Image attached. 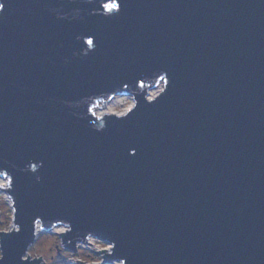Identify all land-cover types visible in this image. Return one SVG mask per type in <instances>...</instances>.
Instances as JSON below:
<instances>
[{
	"label": "water",
	"instance_id": "1",
	"mask_svg": "<svg viewBox=\"0 0 264 264\" xmlns=\"http://www.w3.org/2000/svg\"><path fill=\"white\" fill-rule=\"evenodd\" d=\"M103 2L3 0L0 264L58 225L114 244L101 264H264V0ZM124 95L127 119L87 112Z\"/></svg>",
	"mask_w": 264,
	"mask_h": 264
},
{
	"label": "rangeland",
	"instance_id": "2",
	"mask_svg": "<svg viewBox=\"0 0 264 264\" xmlns=\"http://www.w3.org/2000/svg\"><path fill=\"white\" fill-rule=\"evenodd\" d=\"M157 86L162 89V84L158 83ZM159 90V91H160ZM151 90H149L150 93ZM156 95V94H155ZM113 99H116L115 103L108 105L107 102L103 104V102L99 101L92 108V113L95 115L96 111H105L106 113H115L119 114L129 105H132L131 96H115ZM102 105V106H101ZM101 106V107H100ZM109 111V112H108ZM103 115V114H102ZM97 116V115H95ZM100 116V115H98ZM0 184H4L7 186V179L5 177H0ZM0 229L2 232H6L9 230H13V222H12V210L10 206V201L6 195V193L0 189ZM62 229L61 226H56L52 228L51 231H44L38 229L36 232V238L34 242L28 247L26 256L28 255L31 259L38 258L40 256V264H75V260L81 261L79 264H89V263H100L101 255L97 254L94 251L101 250L107 247V243L101 240H93L92 245L84 246L78 245L77 250L75 252H70L64 248L59 246V236L58 232ZM56 246L60 247V250L57 252ZM93 250V251H92ZM101 264V263H100ZM107 264V263H106ZM108 264H119L118 261H113Z\"/></svg>",
	"mask_w": 264,
	"mask_h": 264
},
{
	"label": "snow or ice",
	"instance_id": "3",
	"mask_svg": "<svg viewBox=\"0 0 264 264\" xmlns=\"http://www.w3.org/2000/svg\"><path fill=\"white\" fill-rule=\"evenodd\" d=\"M4 7H5V5L3 3V0H0V11H3ZM100 7L102 9V11L100 12V15L105 16L106 18H110L112 15L119 13L122 5L120 3V0H108V2H103L100 5ZM85 35L90 36V37H94L93 35H90V34H85ZM78 39H79V37H78ZM94 39L95 38H90L86 41V43L88 44L89 47H88V49L85 50V54H87V52L95 49L96 45L94 43ZM165 79H166L165 74H161V75H159L158 82L165 81ZM126 86L127 85H125V87ZM141 87H142V84H141ZM165 91H166L165 88L162 89L161 93L156 98L147 99V103L151 104V103L155 102L157 100V98L160 97L161 94L164 93ZM109 99H111V97H109ZM138 106H139L138 102L135 106L129 105L127 108H125L119 114H117L118 119H127L128 116H130L138 108ZM91 111H92L91 108H87V112L90 113ZM29 166H30L31 171H33V172L36 171L37 165L29 164L28 169H29ZM0 174L4 175L5 177H9V183L10 184L12 183L11 177L9 176L7 171L0 169ZM4 187H5L4 184H0V188H4ZM17 231H19V229ZM4 234H7V233H4ZM107 245H108V248H110V249H112L114 247V244H112V243H107ZM104 251L107 252V249H105ZM22 257H24V256H22ZM3 259H4L3 253L0 252V261H2Z\"/></svg>",
	"mask_w": 264,
	"mask_h": 264
},
{
	"label": "bare ground",
	"instance_id": "4",
	"mask_svg": "<svg viewBox=\"0 0 264 264\" xmlns=\"http://www.w3.org/2000/svg\"><path fill=\"white\" fill-rule=\"evenodd\" d=\"M159 90H160V87L156 85L154 88L151 89V91L149 93V97H153L155 94H157L159 92ZM115 101H116V99L111 98L110 101L108 102V105H111V104L115 103ZM95 113H96L95 115H97V116L100 115L101 116L103 113H106V112L102 110V111H96ZM90 240H91V238L88 239V242Z\"/></svg>",
	"mask_w": 264,
	"mask_h": 264
},
{
	"label": "built area",
	"instance_id": "5",
	"mask_svg": "<svg viewBox=\"0 0 264 264\" xmlns=\"http://www.w3.org/2000/svg\"><path fill=\"white\" fill-rule=\"evenodd\" d=\"M58 226H60V225H58ZM54 227H56V226H54ZM54 227H53V228H54ZM61 227H62V229L60 230V232L65 230V227H63V226H61ZM51 230H52V228H51L49 231H51ZM58 233H59V232H58ZM93 240H95V239H91L87 244H84V246H87V247H88V245H92V244H93V242H92ZM89 243H90V244H89ZM79 245L81 246V245H83V244H79ZM107 247H108V246H107Z\"/></svg>",
	"mask_w": 264,
	"mask_h": 264
},
{
	"label": "clouds",
	"instance_id": "6",
	"mask_svg": "<svg viewBox=\"0 0 264 264\" xmlns=\"http://www.w3.org/2000/svg\"><path fill=\"white\" fill-rule=\"evenodd\" d=\"M29 171H31L30 167H29ZM0 231H2V229H0Z\"/></svg>",
	"mask_w": 264,
	"mask_h": 264
}]
</instances>
